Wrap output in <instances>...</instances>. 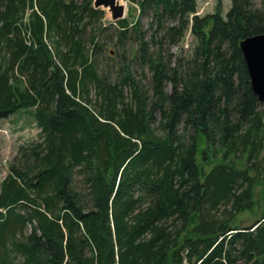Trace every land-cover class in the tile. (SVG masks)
<instances>
[{
    "label": "trees",
    "instance_id": "1",
    "mask_svg": "<svg viewBox=\"0 0 264 264\" xmlns=\"http://www.w3.org/2000/svg\"><path fill=\"white\" fill-rule=\"evenodd\" d=\"M137 4L102 23L93 0H0V120L29 109L39 128L0 181V264H264V207L236 222L264 202V105L239 47L264 0ZM111 28L147 85L124 55L112 80L97 68Z\"/></svg>",
    "mask_w": 264,
    "mask_h": 264
},
{
    "label": "rangeland",
    "instance_id": "2",
    "mask_svg": "<svg viewBox=\"0 0 264 264\" xmlns=\"http://www.w3.org/2000/svg\"><path fill=\"white\" fill-rule=\"evenodd\" d=\"M218 0H196L197 14L204 15L211 13L215 9ZM222 6L221 14L224 16L230 7V0H220ZM125 6L124 17L136 18L139 15L137 0H120ZM104 17L101 22H107L110 19V14L107 9H104ZM149 18L146 15L141 17V28L145 30L148 26ZM117 25H114L116 28ZM107 34V35H105ZM100 36L101 42L106 43L103 45V51L96 55L97 68L106 73L112 80L116 75V71L120 66L122 55L130 64V70L133 72L136 79L147 85L149 79V72L146 67L139 65L137 56L133 55V50L137 48L136 39L132 35L125 37L123 41H118L117 31L113 28ZM107 40V42H106ZM192 36L189 32L186 33L182 41L176 45L171 46V51L179 52L182 48L183 52L190 50ZM103 43V44H104ZM112 50V53L110 51ZM134 56V57H133ZM125 93L128 96L129 90L126 87ZM91 95L93 89L91 88ZM29 109H21L10 115L7 118L0 120V181L8 171V163L13 159L17 153L20 145L26 144L33 140L38 139L39 128L34 123ZM203 139V138H202ZM200 147L204 145V141L200 140ZM260 187H256L255 192L258 193ZM264 207V202H260V209L255 213L243 212L238 215L236 222L240 225H247L253 222L260 214L261 208Z\"/></svg>",
    "mask_w": 264,
    "mask_h": 264
},
{
    "label": "water",
    "instance_id": "3",
    "mask_svg": "<svg viewBox=\"0 0 264 264\" xmlns=\"http://www.w3.org/2000/svg\"><path fill=\"white\" fill-rule=\"evenodd\" d=\"M93 7L107 9L112 21L124 18L125 6L120 0H93ZM250 86L264 105V32L248 36L239 42Z\"/></svg>",
    "mask_w": 264,
    "mask_h": 264
}]
</instances>
